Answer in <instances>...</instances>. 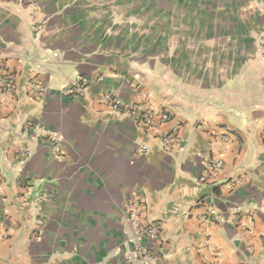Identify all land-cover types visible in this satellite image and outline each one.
Segmentation results:
<instances>
[{
    "label": "crops",
    "instance_id": "crops-1",
    "mask_svg": "<svg viewBox=\"0 0 264 264\" xmlns=\"http://www.w3.org/2000/svg\"><path fill=\"white\" fill-rule=\"evenodd\" d=\"M6 75L0 264H128L137 193L155 264H264V0H0Z\"/></svg>",
    "mask_w": 264,
    "mask_h": 264
},
{
    "label": "built area",
    "instance_id": "built-area-1",
    "mask_svg": "<svg viewBox=\"0 0 264 264\" xmlns=\"http://www.w3.org/2000/svg\"><path fill=\"white\" fill-rule=\"evenodd\" d=\"M12 83L10 77L0 76V97L5 91L11 87ZM87 86V81L78 79L66 91L69 95H82ZM100 101L109 105L112 109L126 108L131 113H138L144 123L150 125L154 119L160 121L170 120L171 115L167 112L150 109L145 105L131 106L122 102L114 93L103 92L99 97ZM36 129V128H35ZM174 129L160 134L164 149L169 150L174 141ZM49 138L57 141L55 134H49ZM141 151V149L139 150ZM24 153H27L25 151ZM220 161L214 162V167H218ZM140 194H135L130 204L127 206L126 220L130 223L131 234L127 239L129 249L124 253V259L128 264H155L158 255L153 254L148 246V242L153 239L159 232V225L155 222L144 223L140 218ZM210 215L217 216L218 213L214 209L209 210ZM207 218H203L206 220Z\"/></svg>",
    "mask_w": 264,
    "mask_h": 264
}]
</instances>
